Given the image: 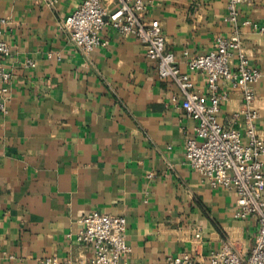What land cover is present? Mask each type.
Returning <instances> with one entry per match:
<instances>
[{"label": "crops", "instance_id": "crops-1", "mask_svg": "<svg viewBox=\"0 0 264 264\" xmlns=\"http://www.w3.org/2000/svg\"><path fill=\"white\" fill-rule=\"evenodd\" d=\"M144 1L145 19L160 21L166 50L207 98V76L188 59L213 50L220 36L239 38L262 72L252 88L264 138V36L246 23L264 21V0L241 3L237 22L229 0ZM82 2L0 0L11 46L1 63L12 74L7 112L0 110V264H91L94 248L76 235L95 211L127 217L131 262L167 264L182 253L201 260L225 243L248 257L256 218H237L236 193L210 186L187 162L186 138L198 122L184 93L160 77L138 38L109 25L107 45L83 54L61 27ZM232 59L236 68L237 50ZM223 91L220 122L245 134L243 90L223 82Z\"/></svg>", "mask_w": 264, "mask_h": 264}, {"label": "built area", "instance_id": "built-area-1", "mask_svg": "<svg viewBox=\"0 0 264 264\" xmlns=\"http://www.w3.org/2000/svg\"><path fill=\"white\" fill-rule=\"evenodd\" d=\"M245 0H229L228 18L237 22L239 6ZM107 0H83L82 4L61 22L69 30L72 41L83 54L89 56L97 47L106 46L104 29L109 25L120 34L133 35L145 47L147 56L158 63L161 78H172L184 93L183 106L188 115L197 122L194 137L186 138L187 162L197 170L210 186L233 190L237 196V218L255 217L258 224L256 244L248 257L234 251L225 243L221 249L204 259L182 253L170 256L167 264H264V138L259 136L255 108L256 94L252 88L262 72L250 65L249 56L239 38L218 37L215 48L206 54L188 59L192 71L204 73L208 79L211 96L207 98L194 91L189 73L182 72L174 53L166 50L165 36L159 20H146L147 4L144 0H112L110 9ZM264 36V21L250 22ZM7 18H0V110L7 112L9 82L12 74L1 63L2 57L11 54V46L5 39ZM237 50L238 64L232 68L233 51ZM187 56L189 55L186 53ZM28 66H35L31 60ZM223 82L243 90L246 131L225 127L219 120L221 104L228 99L225 91L219 92ZM149 177H153L152 174ZM127 217L92 212L82 218V227L76 235L78 242L91 245L95 255L91 264H151L131 262L128 255L131 246L127 239ZM68 236L73 238L72 234ZM197 240L202 233L197 231ZM46 264H52L48 259ZM67 264H79L67 262Z\"/></svg>", "mask_w": 264, "mask_h": 264}]
</instances>
